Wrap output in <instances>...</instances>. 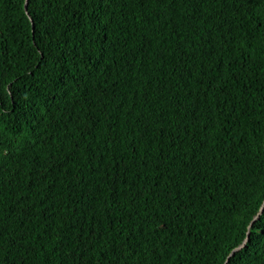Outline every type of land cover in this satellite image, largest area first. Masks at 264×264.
<instances>
[{"label": "trees", "instance_id": "16d2710c", "mask_svg": "<svg viewBox=\"0 0 264 264\" xmlns=\"http://www.w3.org/2000/svg\"><path fill=\"white\" fill-rule=\"evenodd\" d=\"M0 0V264H264V0Z\"/></svg>", "mask_w": 264, "mask_h": 264}, {"label": "water", "instance_id": "95a60500", "mask_svg": "<svg viewBox=\"0 0 264 264\" xmlns=\"http://www.w3.org/2000/svg\"><path fill=\"white\" fill-rule=\"evenodd\" d=\"M26 4H27V2H26V0H25V2H24V11L27 13V6H26ZM263 208H264V199H263V201H262V203H261V205H260V207H259L257 213L254 215V217H253L252 220L250 221L248 227H250V225H251L256 219L259 218L260 214H261L262 211H263ZM248 235H249V234H248V231H247L246 236H245V238L243 239V241H242L238 246H236L233 250H231L230 253L227 255V257H226V259H225V261H224V264H227V261H228L229 257H230L231 255H233L237 250L241 249V248L245 245Z\"/></svg>", "mask_w": 264, "mask_h": 264}, {"label": "snow or ice", "instance_id": "6c2138e0", "mask_svg": "<svg viewBox=\"0 0 264 264\" xmlns=\"http://www.w3.org/2000/svg\"><path fill=\"white\" fill-rule=\"evenodd\" d=\"M26 2H27L28 4H31V3H33V0H26ZM262 215H264V213H262Z\"/></svg>", "mask_w": 264, "mask_h": 264}]
</instances>
